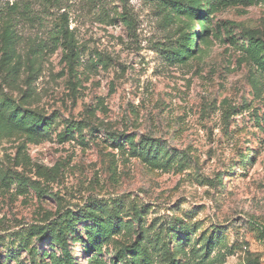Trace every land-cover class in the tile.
Instances as JSON below:
<instances>
[{"label":"rangeland","instance_id":"rangeland-1","mask_svg":"<svg viewBox=\"0 0 264 264\" xmlns=\"http://www.w3.org/2000/svg\"><path fill=\"white\" fill-rule=\"evenodd\" d=\"M178 2L0 0V264H264V0Z\"/></svg>","mask_w":264,"mask_h":264},{"label":"trees","instance_id":"trees-1","mask_svg":"<svg viewBox=\"0 0 264 264\" xmlns=\"http://www.w3.org/2000/svg\"><path fill=\"white\" fill-rule=\"evenodd\" d=\"M168 3V6H176V5H180V2H178V0H164ZM234 2H242V3H246L249 2L250 0H233ZM126 23L128 26H130L129 22L126 20ZM177 59H179L180 57H176ZM258 238L260 240V243L264 249V226H260L259 227V234H258ZM58 242L61 246V249L64 253V264H75V258L72 255V253L70 252L66 239L64 237V232L62 229L59 230V234H58ZM124 264H133L132 261L130 260V258H126Z\"/></svg>","mask_w":264,"mask_h":264}]
</instances>
